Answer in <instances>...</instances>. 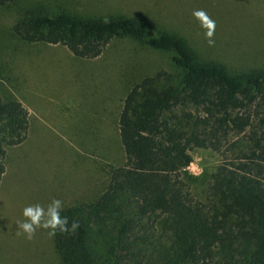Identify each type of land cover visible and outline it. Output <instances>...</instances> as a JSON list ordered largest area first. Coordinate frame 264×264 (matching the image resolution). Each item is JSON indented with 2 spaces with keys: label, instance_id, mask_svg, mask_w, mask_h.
<instances>
[{
  "label": "trees",
  "instance_id": "16d2710c",
  "mask_svg": "<svg viewBox=\"0 0 264 264\" xmlns=\"http://www.w3.org/2000/svg\"><path fill=\"white\" fill-rule=\"evenodd\" d=\"M13 30L83 59L118 37L170 53L169 69L143 76L123 98L125 160L106 189L61 211L69 227L79 225L51 236L63 264H264V67L232 74L199 62L183 37L152 31L144 15L91 19L29 5ZM29 117L20 100L0 95V181ZM193 147L223 156L203 191L185 171Z\"/></svg>",
  "mask_w": 264,
  "mask_h": 264
},
{
  "label": "rangeland",
  "instance_id": "374dc122",
  "mask_svg": "<svg viewBox=\"0 0 264 264\" xmlns=\"http://www.w3.org/2000/svg\"><path fill=\"white\" fill-rule=\"evenodd\" d=\"M29 5L91 19L144 15L152 31L183 37L199 62L236 74L264 67V0H17L0 6V95L20 100L30 116L26 139L7 147L0 181V264H63L47 229L38 228L31 240L17 234L23 209L59 199L63 210L101 195L111 170L125 160L118 128L123 98L143 76L169 69L170 53L133 37L114 38L95 59L77 57L62 44L26 42L13 26ZM196 10L215 21L213 46ZM190 153L185 171L203 191L223 156L211 147Z\"/></svg>",
  "mask_w": 264,
  "mask_h": 264
},
{
  "label": "clouds",
  "instance_id": "9594fccd",
  "mask_svg": "<svg viewBox=\"0 0 264 264\" xmlns=\"http://www.w3.org/2000/svg\"><path fill=\"white\" fill-rule=\"evenodd\" d=\"M193 16L200 22L204 32L205 39L209 46L214 45L212 39L215 31V21L212 20L204 10H196ZM62 202L59 199H53L47 208L41 207L39 204L30 205L23 209V222L17 221V234H23L25 239L31 240L37 229H47L49 236H55L57 232L75 231L79 225L73 222L71 226L68 225V218L61 217Z\"/></svg>",
  "mask_w": 264,
  "mask_h": 264
}]
</instances>
